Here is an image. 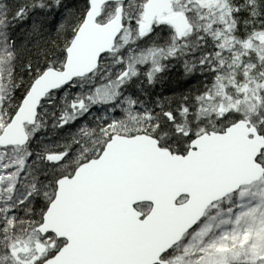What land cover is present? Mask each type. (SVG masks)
I'll return each mask as SVG.
<instances>
[{
    "label": "snow or ice",
    "instance_id": "snow-or-ice-1",
    "mask_svg": "<svg viewBox=\"0 0 264 264\" xmlns=\"http://www.w3.org/2000/svg\"><path fill=\"white\" fill-rule=\"evenodd\" d=\"M194 0H187L177 15L160 17V23L167 20L174 26L172 36L173 43L165 50L162 47H153L138 54L128 55L121 51L116 58L119 65L114 80L101 83L86 98L73 99L70 107L72 112H65L60 119L61 128H70L79 116L86 114L93 104L106 103L113 107L115 113L112 117H105L107 121L99 131L89 129L86 125L79 130L80 135L92 138L96 144L88 155H84L81 149H74L71 145L35 152L31 149V140L35 132L39 131L40 109L43 101L54 92L62 91L65 87L73 85L78 78L69 76L72 68V53L76 43L83 35L85 29L101 16V3L99 0H84L83 8L75 13L69 10L68 16L59 25L57 35L64 36L63 53L65 62L62 68L63 75L68 79H61L50 89H43L37 93V85L50 75L56 74L54 64L45 63L43 67L33 65L31 61L25 65L26 73H34L26 88L15 92L17 103L8 114L7 119L0 124V264H264V193L251 194V186L258 182H264V176L258 179H248L238 182L235 186L223 189L220 194L207 202L192 209L187 214L180 216L171 231L163 236L153 239L143 250L142 255L135 253V241L137 237L151 233L154 225L150 223V216L140 211L135 202L131 205L132 212L118 211L109 213L110 201L107 189L90 191L81 188L84 181L80 172L88 163L102 155H107L119 139V134L127 128L128 121L140 122L147 120L149 127L153 129L152 140L160 147V141L167 135L163 130H174L177 137H185V140H176L181 147L187 145L184 152H176L174 155L186 156L194 151L198 133L183 131V124L194 116L198 110H206L204 106L217 97L227 99L228 106L219 109V118L227 120L236 112L245 115L264 109V84H257L256 88H249L248 83L239 86L236 79V69L240 68L242 76L247 79L250 72L255 70L259 76H264V55L259 56L261 63L246 64L241 59V53H235L231 63L227 62L225 52L235 48L234 37L217 30L212 32L218 44H214V53L202 56L199 59L201 68L208 67L214 74V80L203 92H198L194 97L189 94L190 86L184 92L173 90L163 99L159 100L161 112L140 113L136 108V101L127 97L121 100V89L126 83L144 75L150 83H155L167 70L165 62L177 56L183 46L176 43L180 39H187L192 29L185 31L191 23L188 13L192 11L189 5ZM255 4L256 0H252ZM133 0H123L114 17L111 18L110 27H114L123 37V46L128 45L132 31H136L137 40L151 41L158 32L153 21L152 6L148 5V11L139 7V11L133 13ZM195 6L205 7L201 0H195ZM226 5H221L225 7ZM62 7L61 0H54V4H46L44 0H38L33 8L44 10L45 8ZM211 10L212 6H207ZM264 11V0L260 5ZM126 10H129L126 12ZM28 8L21 6L15 13L16 19H22L28 14ZM239 8L233 14L229 9L227 14H222L220 20L225 24L227 32H231L236 25L235 18L229 25L225 15H241ZM75 15L76 24L64 32L66 24H69ZM253 16L256 12L253 11ZM188 17L187 19H185ZM201 18H204L203 15ZM213 20L206 25V31L211 32ZM264 39V32L256 33ZM119 38V37H118ZM158 38V37H157ZM204 37H201L203 39ZM15 44V41L12 42ZM245 49L251 48V41L243 43ZM17 55L7 53L8 69L3 67L4 60H0V75L7 71V83H12L14 65L12 58ZM215 57L214 61L209 56ZM100 59H104L103 56ZM241 65H244L241 68ZM235 66V67H233ZM93 67L99 68V61ZM231 69L232 75L225 77V68ZM197 69L195 64L185 63V76ZM87 71V70H85ZM229 78V83L238 93H243V98H233L227 91L223 81ZM255 80V77L252 78ZM251 82V81H249ZM0 85V91L3 90ZM19 87V86H16ZM251 93V95H249ZM67 95V94H66ZM127 104V108L117 104ZM243 104L245 107L240 108ZM2 111V110H0ZM259 115V113H258ZM243 116H237V122L243 120ZM31 131H29V126ZM264 130V125H261ZM18 132L19 135H15ZM73 142L80 141L73 138ZM87 143V141H85ZM99 149L97 152L96 149ZM14 153L23 152L15 156L9 162H4L8 150ZM171 152V149H167ZM259 160V158H258ZM43 161V163H38ZM33 165L41 169L39 174H34ZM56 170L58 174L49 175ZM31 179V184L24 183ZM69 181L77 182L75 190L67 187ZM22 185L27 191L17 196V188ZM79 195L82 199L81 206L76 209L78 220L73 223L61 225L57 222L65 211L66 203L71 204L73 197ZM239 195L241 203L236 207L220 208L218 201L228 197ZM247 199V202H243ZM217 209L213 214L212 209ZM21 212L25 215L22 216Z\"/></svg>",
    "mask_w": 264,
    "mask_h": 264
},
{
    "label": "rangeland",
    "instance_id": "rangeland-1",
    "mask_svg": "<svg viewBox=\"0 0 264 264\" xmlns=\"http://www.w3.org/2000/svg\"><path fill=\"white\" fill-rule=\"evenodd\" d=\"M10 1H17L20 3L23 0H0V60L5 61L3 64L5 69H8L10 66L7 63V53L13 52V48H11V42L9 40V33L7 31L8 21L6 20L9 11L8 4ZM145 1L146 0H133L134 6L132 9H130V11L133 13L138 12L140 9L137 6H144ZM186 3L187 0L178 2L174 8L175 12H179L181 7ZM201 3L205 5V7L201 8L195 6V0L193 5H189V7L192 8V11L188 13V17L191 18L192 32L187 37V39H184L181 42L183 48L181 52H178L177 54L182 52L187 54L192 49L195 51H200L202 56L208 55L209 53H214L215 49L213 45L218 44L221 41L215 40L212 32L220 30L230 37L235 38V36H240L242 38L251 39L252 42L251 48L245 49L242 42H238L236 39H233L235 48L231 51L225 52L224 54L228 63H231L235 53H241V59L245 61L246 64L259 65L261 63L259 56L264 55V39H261L260 36L256 35V33L264 32V11H262L260 8L262 0H256L255 4L252 3V0H201ZM221 5L226 6L221 7ZM207 6H212L211 10H209ZM117 7L118 5H108L104 11V17H102L99 22L102 24L108 22L113 17ZM237 8L240 9L242 13L241 15L235 17L232 15H225V19L228 21L229 25L232 24L233 18H235L237 21L231 32H227L225 24L220 20V16L222 14H227L229 9H231L234 14ZM127 11L129 10H126V12ZM253 11L256 12L255 16L252 15ZM202 15L204 18H201ZM213 20L216 22L213 24L211 32L206 31V25ZM156 27L158 32L151 41L137 40L136 31H132L129 44L122 47L123 37L121 35V39L118 41L114 52L111 55L104 57L102 67L100 68L99 72L88 78L79 79V81H75L72 86L68 87V89H63L62 91H58V93L53 94L44 104V108L42 109L40 115L41 127L39 131L35 132L32 138L30 145L31 149H33L35 152L41 153L46 150H56L57 148L61 147V143L66 141L67 136H64L65 134L69 135L71 140L75 136V139L80 141L79 144H76L72 140V142L70 141V145L74 149H81L84 155H88L93 148H96V144L92 142V138L84 137L83 135L78 134L79 130L86 125L89 129H96L98 132L99 128L103 124L107 123L105 117L110 118L115 114L111 111L113 105L106 103L93 104L86 114L79 116L78 119L72 123L73 126L71 125L72 128L70 129L61 128L59 126L60 119L65 112H72L70 104L73 99L78 97L86 98L99 84H106L109 82V80L115 79L117 70L119 68V65L116 63V58L121 51L125 53V57L127 58L128 55L138 54L141 51L153 48L152 46L154 43L155 47H162L167 50V48L172 44L173 40H169V35H167L165 29L160 28L158 25ZM201 37L204 38L201 39ZM177 57L178 56L167 61H162L166 63L167 70L162 76L159 77V79L156 80L155 83H150L147 79H145L144 75H139L138 78L131 80L130 83H126L121 89L122 94L120 99L124 100L127 97L133 98L136 101V108L140 113L154 112L159 114L161 112L159 104L157 106L152 104L154 102L159 103V100L171 93L166 89V87L169 84L171 85V81L173 80L172 78L176 77L179 72L183 77V79H181L184 86L183 90L190 86L191 89H193L191 93H194V95L197 91L203 92L209 85L213 83L214 74L208 67L201 68L200 65H198V68L194 72L185 76V67H182L181 63L176 60ZM209 59L214 61V55L209 56ZM11 63L14 65L15 72L17 65L15 56L12 58ZM243 66L244 65H241V68H243ZM14 72L11 84L7 83V71L0 75V85L4 86L3 90L0 91V110H2L0 111V124H2L7 119L8 114L14 108V102L12 100L14 91H11V89L14 88L12 86L15 78ZM223 74L225 77L230 78L232 75L231 69L226 67ZM236 74L241 75L238 77L236 76L237 80H242V82L238 84L241 87L244 83H248L249 88H256L257 84H264V76H259L255 70L250 72V75L247 79L242 76L240 68L236 69ZM253 77H255V80L252 79ZM229 78H226L223 81V83L228 86L226 91L234 99L237 97L242 99L243 93H238V90L230 85ZM249 95H251V93H249ZM221 101H223V106L225 108L228 106L227 99L223 97H217L216 100H213L204 106V109L206 110H198L194 116L184 122L183 131L198 133L197 136L201 135L202 132L212 131L216 124L221 120L219 118ZM116 107L119 111L120 107L127 108V104L120 105L118 103ZM244 107L245 105H240L241 109ZM237 116H243L262 130L261 125H264V109H258L257 112L249 111L246 115L243 112L238 111L229 119L222 120V122L225 123L224 127L229 126L237 121ZM223 128L221 131H223ZM70 130H72V133H70ZM29 131H31V128ZM163 131H165L167 135L164 136L160 142L165 148H170L174 152L185 151L187 147L186 143L185 147H181L178 143H176L177 139L185 140V137H177L175 131L171 129H166ZM152 132L153 129L149 127V122L145 119L140 122L128 121L127 128L119 135L132 137L136 136V134L152 135ZM44 133L47 135V137L43 136ZM85 141H87V143H85ZM96 150L99 152L98 148ZM22 154L23 152L21 151L14 155L11 149H9L4 157V162L7 163L14 159L15 156ZM260 162H262L264 165V154L260 158ZM38 163L42 164L43 161ZM33 169L34 174H39L41 172V169L37 168L35 165H33ZM56 174H58L56 170H53L49 173L50 176ZM31 182V179H29L24 183L31 184ZM25 191H27V189L20 185L17 188L16 195L19 196ZM259 193H264V182H258L251 186V193L247 199L252 198L251 194ZM247 199L243 202H247ZM231 200L232 203H229L228 197H226V199H224L222 202H218L220 204V208L226 210L228 207H236V205L242 202L239 195H233ZM140 210L143 212H148V208L146 207L141 208ZM216 211L217 209H212L213 214ZM21 215L24 216L25 213L21 212Z\"/></svg>",
    "mask_w": 264,
    "mask_h": 264
},
{
    "label": "water",
    "instance_id": "water-1",
    "mask_svg": "<svg viewBox=\"0 0 264 264\" xmlns=\"http://www.w3.org/2000/svg\"><path fill=\"white\" fill-rule=\"evenodd\" d=\"M174 1L148 0L144 11H148L150 4L155 13L153 21L157 19L159 22L160 17L172 14ZM99 2L102 15L108 3L123 0ZM98 20L85 29L76 43L69 76L75 75L77 79L90 76L96 70L93 65L97 61L100 65V57L113 51L120 34L109 26L111 20L105 25L99 24ZM164 22L170 24L167 20ZM189 28L190 23L185 31ZM64 71L57 70L55 75L42 80L37 85V93L45 88L51 90L61 79L67 80ZM14 134L19 135L15 130ZM193 147L195 150L187 156H177L160 149L148 135L133 138L119 136L107 155L86 164L81 170L80 177L84 181L81 188L90 191L107 189L109 213H131V205L135 202L152 205L148 215L154 229L151 233L137 237L136 255H142L153 239L171 231L180 216L220 194L223 189L235 186L242 180L258 179L264 175L262 165L256 162L264 150V137L253 126L249 127L247 122H237L223 134H204L196 139ZM76 183L69 181L67 187L75 190ZM183 196L188 201L177 205ZM81 204V197L75 195L71 204L66 203L65 211L57 218V222L64 225L78 220L75 210Z\"/></svg>",
    "mask_w": 264,
    "mask_h": 264
},
{
    "label": "trees",
    "instance_id": "trees-1",
    "mask_svg": "<svg viewBox=\"0 0 264 264\" xmlns=\"http://www.w3.org/2000/svg\"><path fill=\"white\" fill-rule=\"evenodd\" d=\"M38 0H23L20 3L17 1H10L8 4V27L10 34V42L12 44L15 41V44H12L13 53H16V68H15V78H14V88L15 91H21L26 88L31 80V77L34 73H26L25 65L27 62L35 65H40L43 67L45 63L54 64L55 68L62 67L64 64V53H63V44L64 36L61 34L57 35L56 29L59 25L57 21L63 22V20L68 16L69 10H73L74 14L78 13L84 5V0H61L62 7L60 8H45L44 10H39L38 8L34 9L33 5L36 4ZM46 4H54V0H44ZM24 6L28 8V14L22 19H16L14 13L21 7ZM76 24L75 15L71 19L69 24H66L64 32H68ZM171 39V38H170ZM169 39V40H170ZM242 40V39H241ZM173 43V42H172ZM176 43L181 44L179 41ZM193 49L189 53H179L177 54V59L182 67H185L187 62L189 65L197 64L198 62L191 56ZM196 55V54H195ZM241 76V75H236ZM171 85L169 84L166 89L170 92L177 90L184 92V86L181 81L183 79L181 73L179 72L176 77L172 78ZM241 79V78H238ZM242 80H237V83L240 84ZM19 86V87H16ZM165 89V87H164ZM193 89L190 88L189 93L191 96H195L198 91L191 93ZM14 104L17 103V98L14 92ZM225 123L220 120L213 130L220 131L225 125ZM73 126V125H72ZM72 128V127H70ZM69 128V129H70ZM72 133V130H70ZM67 136L66 141L61 143V147L70 145L71 137ZM70 139V140H69Z\"/></svg>",
    "mask_w": 264,
    "mask_h": 264
},
{
    "label": "flooded vegetation",
    "instance_id": "flooded-vegetation-1",
    "mask_svg": "<svg viewBox=\"0 0 264 264\" xmlns=\"http://www.w3.org/2000/svg\"><path fill=\"white\" fill-rule=\"evenodd\" d=\"M160 28H162V27H164V25H158ZM168 26V25H167ZM170 30V33H171V35H173L174 34V32L172 31V29H169ZM186 199H183V201H185Z\"/></svg>",
    "mask_w": 264,
    "mask_h": 264
}]
</instances>
